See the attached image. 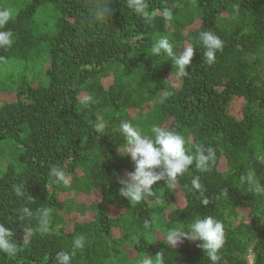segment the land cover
<instances>
[{
  "label": "trees",
  "instance_id": "obj_1",
  "mask_svg": "<svg viewBox=\"0 0 264 264\" xmlns=\"http://www.w3.org/2000/svg\"><path fill=\"white\" fill-rule=\"evenodd\" d=\"M145 3L146 15L128 0H0L11 12L0 31L13 34L0 46V144L11 149L0 166V223L17 245L14 255L0 252V264H54L80 235L85 245L72 264H142L161 251L164 264H212L199 241L172 247L166 238L205 215L224 224L219 264H250L251 255L264 264V195L255 191L264 185V0ZM204 31L223 42L211 65ZM161 36L174 50L195 48L186 76L152 54ZM235 99L243 101L240 116L232 114ZM122 121L145 134L153 125L173 129L190 154L211 147L215 158L207 171L194 162L174 185L157 182L153 197L130 202L119 194V180L134 170L118 151ZM54 166L66 170L67 184L54 182Z\"/></svg>",
  "mask_w": 264,
  "mask_h": 264
},
{
  "label": "clouds",
  "instance_id": "obj_2",
  "mask_svg": "<svg viewBox=\"0 0 264 264\" xmlns=\"http://www.w3.org/2000/svg\"><path fill=\"white\" fill-rule=\"evenodd\" d=\"M129 7L137 14L146 15L147 7L145 0H128ZM109 9H101L100 16H106ZM166 20L171 19V13L164 12ZM11 18L10 10H0V26L8 23ZM11 31H0V46H10L12 43ZM199 40L203 44L205 51L203 59L211 65L216 61L217 51L222 49L223 42L211 31H204L199 34ZM153 55L161 54L170 58L172 65L177 69V74L186 76V68L192 63L195 48L191 45L183 47V51L174 50V46L166 36H161L152 46ZM165 96L171 95L165 91ZM104 127L98 125V130ZM119 132L124 137L125 144L119 153L130 157L134 164V170L127 173L126 179H120L119 194L130 200V202H140L154 196L153 185L163 181L169 185H174L177 178L186 173L195 162L197 169L207 171L210 162L215 158V151L211 147H197L195 154H190L186 149V139L173 129L153 125L148 134L143 133L129 121H122L119 125ZM51 175L55 183L67 184L69 176L63 167L54 166L51 168ZM253 174L249 173L246 178L252 183ZM191 186L194 191L203 192L199 177H193ZM17 196L25 195L21 186L14 185ZM255 191L264 195V185L257 186ZM227 195V192L224 193ZM31 199V197H28ZM203 205H207L209 200L202 199ZM24 214L31 216L32 212L27 207L23 208ZM51 209L39 210V223L42 230H47ZM13 232L9 227L0 223V252L14 255L17 245L13 241ZM167 241L169 246L175 247L183 241H199L197 245L201 248L212 264H219L220 251L225 243L224 224L221 220L211 215L196 217L188 225H179L168 232ZM85 245L84 235L77 236L72 242L73 251L57 252L54 264H72V258L76 249H82ZM142 264H164V254L159 252L154 258L144 257Z\"/></svg>",
  "mask_w": 264,
  "mask_h": 264
},
{
  "label": "rangeland",
  "instance_id": "obj_3",
  "mask_svg": "<svg viewBox=\"0 0 264 264\" xmlns=\"http://www.w3.org/2000/svg\"><path fill=\"white\" fill-rule=\"evenodd\" d=\"M181 77H177L172 81L171 86L175 87L178 85V80H180ZM3 100V97H0V101ZM243 105V101L240 99H235L233 106H232V114L234 116H240V111ZM150 110V105L146 106L145 109L142 111V113H147ZM11 154V149L7 147L6 145L3 146L0 144V166L5 165V163L9 160ZM75 197V194L64 196L66 199H72ZM81 200V199H80ZM250 264L253 262V256L250 257Z\"/></svg>",
  "mask_w": 264,
  "mask_h": 264
}]
</instances>
